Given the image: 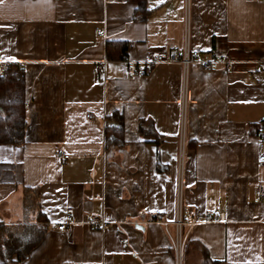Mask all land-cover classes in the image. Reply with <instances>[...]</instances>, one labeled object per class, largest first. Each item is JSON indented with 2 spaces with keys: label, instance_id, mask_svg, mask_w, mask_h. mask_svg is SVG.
Instances as JSON below:
<instances>
[{
  "label": "crops",
  "instance_id": "obj_1",
  "mask_svg": "<svg viewBox=\"0 0 264 264\" xmlns=\"http://www.w3.org/2000/svg\"><path fill=\"white\" fill-rule=\"evenodd\" d=\"M145 1L147 15L131 0H0V77L21 65L28 101L25 143L0 145V264L26 229L42 236L21 264H175L184 69L147 66L187 36L233 66L188 74L183 218L224 221L185 225V264H264V0ZM109 42L127 58L109 59ZM69 208L80 224L60 232Z\"/></svg>",
  "mask_w": 264,
  "mask_h": 264
},
{
  "label": "built area",
  "instance_id": "obj_2",
  "mask_svg": "<svg viewBox=\"0 0 264 264\" xmlns=\"http://www.w3.org/2000/svg\"><path fill=\"white\" fill-rule=\"evenodd\" d=\"M99 36H103L104 33L99 31ZM188 35V33H187ZM189 36L186 37V44L184 46V51L182 55L171 54V55H156L152 61L148 63L147 70L151 69L153 64L157 63H180L184 69V83H183V95L181 103V132L179 138V165H178V199H179V217L175 223V233L170 235L172 252L174 256L175 264H185V254L188 245V234L185 233L184 227L188 225L189 230L194 226L200 223H212L224 221V217L219 215H214L212 213H207L203 218L196 219L193 215H189L186 220L183 218V207H184V191H185V171H186V155H187V109L189 102V81L188 74L190 67L193 64H199L205 70L211 69L216 64H226L228 69H232L233 64L228 61V59L222 57H213L210 61H204L200 59L198 51H193L190 46ZM106 61L101 63L97 67L98 72H102ZM138 72L132 67L129 66L127 69V75L134 76ZM264 77V61L258 63V69L253 74L255 80L260 77ZM89 117H91L89 115ZM259 137L261 139L260 147L263 149V153L259 156L258 162L261 166L264 167V125L259 129ZM56 157L62 162H66L70 159V155L67 154L64 150L58 149L56 152ZM255 194L258 198L262 199L264 202V185H259ZM160 221V217L157 218ZM80 224L77 221L75 211L73 208L67 209L66 220L63 223L57 225V228L60 232H66L67 230L73 228L74 226ZM94 228L108 229L109 223L102 218L92 217L87 221L83 222ZM168 226V223H165Z\"/></svg>",
  "mask_w": 264,
  "mask_h": 264
},
{
  "label": "trees",
  "instance_id": "obj_3",
  "mask_svg": "<svg viewBox=\"0 0 264 264\" xmlns=\"http://www.w3.org/2000/svg\"><path fill=\"white\" fill-rule=\"evenodd\" d=\"M131 1L138 4L137 11L147 15L145 0ZM127 53L126 43L109 42L107 44V55L111 60H125ZM27 124L28 101L24 69L18 63H11L0 77V145H23L26 141ZM120 129L123 130L122 127ZM31 233L26 229L17 237L13 235V240L7 242L6 250L3 252L7 261L12 264H21L29 257L30 250L33 248L31 243L42 236L41 231L38 236L36 231ZM33 233H35L34 236H32ZM31 237H33L32 240H30Z\"/></svg>",
  "mask_w": 264,
  "mask_h": 264
}]
</instances>
